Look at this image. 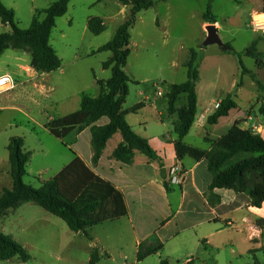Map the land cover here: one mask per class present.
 Instances as JSON below:
<instances>
[{"label": "rangeland", "instance_id": "1", "mask_svg": "<svg viewBox=\"0 0 264 264\" xmlns=\"http://www.w3.org/2000/svg\"><path fill=\"white\" fill-rule=\"evenodd\" d=\"M56 1L58 0H2L5 6L14 9L16 23L23 30L31 27L37 10L47 9ZM261 2L262 0H213L212 11L220 24L228 23L221 32L222 39L225 41L228 36H232L238 46L245 47L246 41L256 34L248 25V15ZM207 7L205 0H158L154 7L139 13L130 31L131 55L126 72L132 81L129 83V96L124 109L146 101V96L150 98L147 103L167 106L172 85L184 83L188 79L184 64L189 59L191 50L203 54L205 32L202 14L207 11ZM131 9V6L117 0H71L66 15L56 19L51 44L63 61L62 69L43 75L46 85L43 96L32 98L25 93L15 100L14 104L18 106L16 110L0 113V195L3 193L2 189L9 188L12 182L10 156L6 147L13 137L25 138V147L32 152L24 182L34 188H40L44 181L55 177L70 163L71 149L43 125L49 117L57 119L66 116L65 113L72 111V108H65L66 104L70 106L83 93L94 95L97 92L94 77H101L102 62L107 61L112 54L105 51L93 55V52L113 39ZM44 17L42 14L41 19ZM93 18L102 19L105 25L106 29L100 35H95L88 29V22ZM240 28H243L242 34L238 31ZM11 30L10 25H2L0 18V34ZM209 48L221 49L218 45H211ZM9 52L30 61V54L27 52ZM254 62L247 58L244 63L250 67ZM213 66L209 64L207 68V76L211 81L215 80ZM221 66L232 71V63L221 62ZM107 72V76L111 77V70ZM209 80L203 81L200 89L205 86L208 89ZM186 103L187 96L183 94L177 105ZM150 118L154 120L152 116ZM130 120L135 125L136 117L131 116ZM102 121L108 119L104 118ZM151 131L154 133L153 127ZM188 142L196 147H207L196 135L189 137ZM118 221L90 228L88 237L85 233L71 231L62 219L43 208L33 203L23 204L0 217V231L23 245L31 259L23 263L14 258L0 261V264H137L128 227L125 221ZM102 245L108 247L110 257L102 250ZM175 250L174 246H169L162 252V260H169L170 264H185L188 258L193 260V256H187L185 249L178 255H175ZM94 252H98V263H91ZM258 258L262 259L263 255ZM142 264H160L159 257H152Z\"/></svg>", "mask_w": 264, "mask_h": 264}, {"label": "crops", "instance_id": "2", "mask_svg": "<svg viewBox=\"0 0 264 264\" xmlns=\"http://www.w3.org/2000/svg\"><path fill=\"white\" fill-rule=\"evenodd\" d=\"M205 2L213 9V0H205ZM262 6L263 0L256 10H250L248 25L256 34L246 41L245 47L238 46L236 39L232 36H228L225 41L222 39L221 32L228 23L220 24L217 15H215L217 23L213 24L218 29L224 44L230 43L236 52H244L253 42L258 43V50L262 53V57L254 59L243 56L242 61L244 66L256 76L261 86L256 83L252 74L242 72L239 59L234 54L209 48L211 46L202 47L200 79L196 87L198 114L196 122L184 139L186 144L196 147L188 142L189 137L196 135L207 144L206 148L201 149L207 150L210 148L207 139H221L236 127L251 129L264 137V132L256 131L257 128L264 127V116L259 111L264 105V32L252 27L254 14L263 13ZM208 25L212 24L204 22V39L207 37ZM4 26L7 27V25ZM242 29L238 30L240 34ZM11 50L13 49L6 50L0 57V76L5 74L13 76L17 87L11 92L0 95V113L16 110L18 106L14 104L15 100L25 93L35 98L37 95L43 96L46 91L44 74L37 73L31 68L30 61L9 52ZM247 58L255 61L250 67L244 63ZM104 62L100 69L101 77L96 75L94 77L97 92L90 96L100 95L101 90L97 82L110 78L107 76L109 69L103 66ZM221 62L232 63V71L223 68ZM209 64L214 65V81L209 80L207 76ZM227 67L230 70V67ZM207 79L209 80L208 89L206 86L200 89V84ZM229 94H234L237 107L232 109L228 116L220 118L218 123L210 124L209 117L217 111L215 105L222 102ZM81 100L82 96L70 106L66 104L65 108H72V111L65 114L69 115L78 111ZM144 100L150 101V98L146 96ZM146 101L138 103L141 104V109L137 113H130L127 121L139 136L148 140L158 160L152 161L139 152L136 154L134 163L130 165L114 160L112 154L123 141L122 135L117 133L107 143L99 163L93 166L94 151L90 128L85 129L78 136L77 142L69 147L72 151L70 163L76 156L80 157L96 175L112 182L123 194L128 214L118 222L125 221L128 227L135 262L142 264L156 256L161 263L163 253L169 246H174L175 255L185 249L188 257L193 256L189 264H251L252 261L253 264L257 262L264 264V224H260V221L264 222V211H257L264 209V203L258 208L251 204L250 198L244 193H236L231 189L211 190L213 176L206 159L198 161L186 157L179 160L177 157L175 125L179 120L178 112L170 113L169 104L159 106L157 103ZM185 105L176 104V109L179 110ZM131 116L136 117L135 125L130 120ZM50 120L53 118L49 117L47 122ZM102 120L97 125H105L109 122V120L105 122ZM152 127L154 133L151 131ZM6 148L8 150V144ZM176 164H180L185 170L184 183L179 186L170 185V190H167L162 175H165L167 179L170 168ZM162 169L165 171L162 172ZM5 188L7 187H4L2 191ZM159 247H161L159 252L139 260L140 255H148ZM101 248L110 257L108 247L102 245ZM261 254L262 259L258 258ZM167 261L170 264V261Z\"/></svg>", "mask_w": 264, "mask_h": 264}, {"label": "trees", "instance_id": "3", "mask_svg": "<svg viewBox=\"0 0 264 264\" xmlns=\"http://www.w3.org/2000/svg\"><path fill=\"white\" fill-rule=\"evenodd\" d=\"M70 1L58 0L47 9L37 10L31 27L23 30L16 23L14 9L8 8L0 0L1 22L12 28L11 31L0 34V57L8 49L21 50L30 54V66L37 73L50 74L62 69L63 61L51 44V36L56 19L66 15ZM117 1L132 7L129 16L119 26L113 39L93 52V55L105 51L112 53L103 64L105 69L111 70V77L106 81L97 82L101 90L100 95L93 97L84 93L78 111L50 120L45 125L46 129L61 139L67 147L73 146L78 136L85 129L90 128L94 151L93 166L99 163L107 143L117 133L122 135L123 141L112 154L114 160L133 164L137 152L146 155L152 161L158 160L148 140L139 136L127 121V116L130 113H137L142 107L141 104L124 109L129 96V83L132 81L126 72L131 55L130 31L137 21L138 14L154 7L158 0ZM262 11L264 13V0ZM42 14L45 15L43 19H41ZM202 18L205 23H217V17L211 7H208ZM88 29L95 35H100L106 28L102 19L93 18L88 22ZM221 50L238 57L243 73L252 74L243 64V56L254 59L262 57L256 41L241 53L236 52L230 43H225V48ZM201 61V53L192 49L189 59L184 64L188 72L187 81L172 85L168 93L169 112H178L179 116L175 125L177 157L179 160L186 157L198 161L206 159L213 176L211 190L231 189L236 193H244L250 198L251 204L259 208L264 203V137L261 134L251 129L236 127L221 139H207L210 145L207 150L188 145L184 141L198 114L196 87L200 79ZM252 76L261 86L256 76L254 74ZM183 94L187 96V103L177 110V101ZM236 107L234 94H229L221 102L216 113L209 117L208 122L218 123L220 118L228 116ZM259 111L264 116V105ZM104 118L109 122L105 125H97ZM8 152L12 184L0 195V217L23 204L33 203L62 219L71 231L85 233L89 237L87 232L90 228L127 216L128 209L123 194L112 182L96 175L80 157L76 156L55 177L44 181L40 188H34L24 182L27 166L32 157V152L25 148V139L11 138ZM162 178L166 189L170 190L168 179L165 175H162ZM260 224L263 225L264 222L260 221ZM160 250L161 247L148 255H140L139 260ZM14 258L26 263L31 256L23 245L0 231V261ZM99 259L98 252H94L91 263H97ZM160 264H169V262L162 260Z\"/></svg>", "mask_w": 264, "mask_h": 264}, {"label": "built area", "instance_id": "4", "mask_svg": "<svg viewBox=\"0 0 264 264\" xmlns=\"http://www.w3.org/2000/svg\"><path fill=\"white\" fill-rule=\"evenodd\" d=\"M252 27L257 30H261L264 32V21H256L253 19ZM0 86H6L5 90L0 92V95L4 93L11 92L16 89L17 83L13 76L9 74H5L3 76H0ZM161 95V93H159ZM221 105V102L217 103L215 105V108L218 109ZM185 170L180 164H176L172 166L168 173V182L170 185L173 186H179L184 183L185 180ZM192 262V259H187L186 264H189Z\"/></svg>", "mask_w": 264, "mask_h": 264}, {"label": "water", "instance_id": "5", "mask_svg": "<svg viewBox=\"0 0 264 264\" xmlns=\"http://www.w3.org/2000/svg\"><path fill=\"white\" fill-rule=\"evenodd\" d=\"M206 31H207V37L204 40L202 47H208L211 45H218L221 48H225V44L222 41L219 33H218V29L216 28L215 25H208L206 27ZM165 170L162 169V172H164Z\"/></svg>", "mask_w": 264, "mask_h": 264}, {"label": "clouds", "instance_id": "6", "mask_svg": "<svg viewBox=\"0 0 264 264\" xmlns=\"http://www.w3.org/2000/svg\"><path fill=\"white\" fill-rule=\"evenodd\" d=\"M253 19L256 20V21H264V13L259 14V15L254 14ZM5 87L6 86H0V92L4 91ZM256 131L264 132V127L257 128ZM257 211H264V209L257 210Z\"/></svg>", "mask_w": 264, "mask_h": 264}]
</instances>
